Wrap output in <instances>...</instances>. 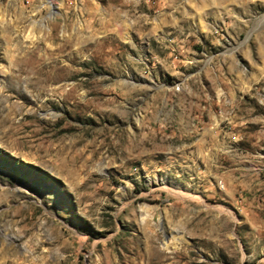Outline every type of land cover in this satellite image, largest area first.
I'll return each instance as SVG.
<instances>
[{"label":"rangeland","instance_id":"obj_1","mask_svg":"<svg viewBox=\"0 0 264 264\" xmlns=\"http://www.w3.org/2000/svg\"><path fill=\"white\" fill-rule=\"evenodd\" d=\"M0 264H264V0H0Z\"/></svg>","mask_w":264,"mask_h":264},{"label":"bare ground","instance_id":"obj_2","mask_svg":"<svg viewBox=\"0 0 264 264\" xmlns=\"http://www.w3.org/2000/svg\"><path fill=\"white\" fill-rule=\"evenodd\" d=\"M21 71V70H20ZM23 71V70H22ZM18 72V71H17ZM20 73V72H19ZM22 75V74H21ZM20 77V76H19Z\"/></svg>","mask_w":264,"mask_h":264}]
</instances>
